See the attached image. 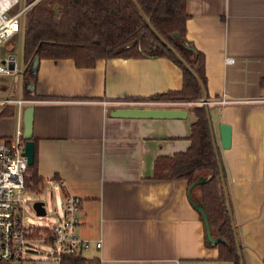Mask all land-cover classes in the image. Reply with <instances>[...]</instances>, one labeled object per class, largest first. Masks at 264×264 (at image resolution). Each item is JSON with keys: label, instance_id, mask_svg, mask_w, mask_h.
Masks as SVG:
<instances>
[{"label": "crops", "instance_id": "crops-1", "mask_svg": "<svg viewBox=\"0 0 264 264\" xmlns=\"http://www.w3.org/2000/svg\"><path fill=\"white\" fill-rule=\"evenodd\" d=\"M188 11L186 36L205 55L211 99L236 100L212 104L210 112L245 264H264V0H188ZM36 65L32 86L26 73L16 97L0 96V139L23 135L24 109L34 105L42 188L81 198L77 233L90 240L82 254L100 264H235L207 245L188 181L153 178L159 157L190 147L194 111L182 106V118L112 114L148 107L129 100L181 90V68L164 56Z\"/></svg>", "mask_w": 264, "mask_h": 264}, {"label": "trees", "instance_id": "trees-1", "mask_svg": "<svg viewBox=\"0 0 264 264\" xmlns=\"http://www.w3.org/2000/svg\"><path fill=\"white\" fill-rule=\"evenodd\" d=\"M34 0H28L33 2ZM188 0H36L24 17V60L37 71L35 61L72 58L79 67H93L98 59L111 57H159L172 59L183 71L181 90L149 98L193 102L186 106L196 120L187 151L159 157L154 179H185L193 203L206 211L212 238L207 245L218 249L220 259L245 264L233 217L232 203L220 150L214 132L211 99L205 72V55L187 39ZM264 95V75L261 78ZM28 168L27 189L40 190L37 144ZM193 190L196 191L193 194ZM204 222V218L200 213ZM205 224V222H204ZM59 264H100L82 253L63 255Z\"/></svg>", "mask_w": 264, "mask_h": 264}, {"label": "built area", "instance_id": "built-area-1", "mask_svg": "<svg viewBox=\"0 0 264 264\" xmlns=\"http://www.w3.org/2000/svg\"><path fill=\"white\" fill-rule=\"evenodd\" d=\"M35 1H27L23 8L18 9L20 0H0V73L20 72L12 58L2 57V49L5 41L20 31L21 17ZM6 101L21 106L25 100L7 99ZM129 101L136 103L135 105L157 107L148 105L149 99ZM231 102L236 100L229 99L223 94L200 103L224 105ZM192 103L178 102L181 107ZM24 143L20 131L11 139H0V264L22 262L23 252L26 251L27 246L39 239L53 244V257L59 261L63 255L81 254L89 247L90 240L77 233L80 224L78 211L82 201L79 196L70 192L65 194L63 214L55 223L42 227L27 225L24 211L27 204L26 179L30 165L23 155ZM96 245L101 247V240H98Z\"/></svg>", "mask_w": 264, "mask_h": 264}, {"label": "rangeland", "instance_id": "rangeland-1", "mask_svg": "<svg viewBox=\"0 0 264 264\" xmlns=\"http://www.w3.org/2000/svg\"><path fill=\"white\" fill-rule=\"evenodd\" d=\"M28 0H20L18 9L25 6ZM24 17L25 13L22 15L21 19L23 25L18 33L13 35L7 41H5L2 49L3 58H12L17 64L20 72L5 74L0 73V96L9 95L11 97H16L17 93L22 90V79L26 74L27 65L24 60ZM36 64V62H35ZM29 74L27 76L26 82L33 78L36 73L34 69L30 68ZM26 74V75H27ZM34 83L33 79L29 81L28 86H32ZM10 86L13 91L12 93H6V88ZM148 105L157 107H181L178 104L179 101L169 99V98H148ZM140 100V99H137ZM143 101V100H140ZM25 197L27 198V204L24 211L27 225L35 226H45L55 223L63 214L62 204L64 201L62 191L60 188L55 187L52 184H47L40 190H26ZM36 201H44L46 204L47 214L43 217L37 216L36 210L34 208V203ZM54 251L53 244L50 242L43 241L41 239L35 240L27 246L26 251L23 252V261H16L15 264H59V260L54 258L52 252Z\"/></svg>", "mask_w": 264, "mask_h": 264}, {"label": "water", "instance_id": "water-1", "mask_svg": "<svg viewBox=\"0 0 264 264\" xmlns=\"http://www.w3.org/2000/svg\"><path fill=\"white\" fill-rule=\"evenodd\" d=\"M35 62H38L36 60ZM188 110L181 107H120L115 108L112 111L114 116L119 117H136V118H182L186 116ZM33 119H34V105H28L23 112L24 132L23 137L25 140L23 155L27 158L28 164L31 165L34 162V150L35 142L33 140ZM203 178L197 179L189 187L190 199L193 201L191 196V190L195 185L202 182ZM194 207L202 214L205 222V228L207 237L212 238L210 225L206 215V211L200 201L193 203ZM37 216L43 217L47 214L46 204L44 201H36L34 203ZM12 264V263H3ZM33 264V263H27Z\"/></svg>", "mask_w": 264, "mask_h": 264}]
</instances>
